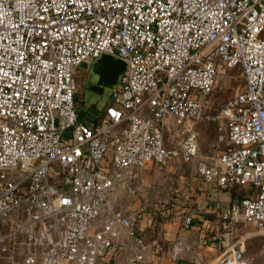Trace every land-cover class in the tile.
Instances as JSON below:
<instances>
[{"label":"built area","instance_id":"2783aa9c","mask_svg":"<svg viewBox=\"0 0 264 264\" xmlns=\"http://www.w3.org/2000/svg\"><path fill=\"white\" fill-rule=\"evenodd\" d=\"M104 51L129 72L82 115L76 70ZM223 65L244 84L217 115L223 148L201 157L196 126ZM173 157L198 159L208 185L246 186L225 226L264 233V0H0V264H152L145 208L119 206L118 189ZM187 253L178 235L172 255ZM221 264L250 261L233 246Z\"/></svg>","mask_w":264,"mask_h":264},{"label":"rangeland","instance_id":"374dc122","mask_svg":"<svg viewBox=\"0 0 264 264\" xmlns=\"http://www.w3.org/2000/svg\"><path fill=\"white\" fill-rule=\"evenodd\" d=\"M88 66L86 61L83 62L75 74L79 88L76 95L77 105L82 115L89 114L97 108L102 109L110 94V87H106L104 92L87 87ZM243 84L244 79L239 66H221L218 82L214 90L208 95L206 116L196 126L201 145V157L217 154L223 148L224 143L218 140L219 120L217 115L220 113L222 106L242 89ZM168 135L171 137L169 144L173 146L177 142L178 136L176 133H169ZM197 161L198 159L188 163L178 157H173L165 164L139 171L130 186H123L118 189L119 206L129 209L142 206L152 215V219L157 224L164 222L172 212L168 210L169 208L166 205L170 202V191L174 188L184 189V187L186 188L192 184L196 186V192L209 191L198 181L199 177L195 171ZM245 188L247 187H237V189L229 190L231 198L242 196L246 192ZM251 190H254V188ZM207 199L216 201L212 199V196H207ZM197 206L196 204V209ZM222 206H226L225 210L229 207L226 204H222ZM214 223L213 220L211 224ZM206 230L208 233L218 231L215 225ZM227 237L232 244L236 243L235 247H243L244 254L250 264H264V233L260 232L254 225L242 221L235 222ZM3 264L8 263L4 262Z\"/></svg>","mask_w":264,"mask_h":264},{"label":"crops","instance_id":"0c3cea01","mask_svg":"<svg viewBox=\"0 0 264 264\" xmlns=\"http://www.w3.org/2000/svg\"><path fill=\"white\" fill-rule=\"evenodd\" d=\"M198 181L209 191L196 192L197 188L192 184L186 187L187 191L185 187L181 188L178 204L168 209L172 212L164 222L157 224L152 219V215L145 210V218L140 228L148 243L147 257L152 264H221V258L231 250V247L235 248L236 243L232 244L227 237L231 227L225 226L228 222L225 218L226 206H222V204L229 206L231 192L208 185L201 178ZM207 196H212L216 201L208 200ZM187 212L194 214V224L191 229L182 226ZM213 220L215 222L213 225L224 235V244H213L209 241L210 233L206 229L213 227L211 224ZM178 235L187 236L188 242L196 249L195 254L187 253L180 257L172 255V243ZM108 258L112 260L113 256L110 255ZM117 258L119 264L126 263L124 254Z\"/></svg>","mask_w":264,"mask_h":264},{"label":"water","instance_id":"95a60500","mask_svg":"<svg viewBox=\"0 0 264 264\" xmlns=\"http://www.w3.org/2000/svg\"><path fill=\"white\" fill-rule=\"evenodd\" d=\"M88 65L87 87L99 92H104L106 87H110L108 100L113 87L119 83L124 74L129 72L130 68L126 60L106 51L93 58Z\"/></svg>","mask_w":264,"mask_h":264},{"label":"flooded vegetation","instance_id":"af4514ba","mask_svg":"<svg viewBox=\"0 0 264 264\" xmlns=\"http://www.w3.org/2000/svg\"><path fill=\"white\" fill-rule=\"evenodd\" d=\"M78 90H79V88H78ZM100 110L101 109H95V110H93L91 113H89V114H95V113H98V112H100ZM89 114H86V115H89Z\"/></svg>","mask_w":264,"mask_h":264}]
</instances>
